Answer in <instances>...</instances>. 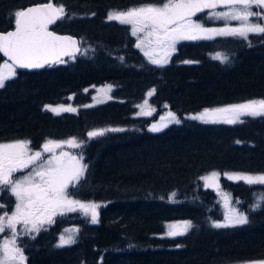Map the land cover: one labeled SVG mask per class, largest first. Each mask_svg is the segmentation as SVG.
<instances>
[{
    "label": "trees",
    "instance_id": "trees-1",
    "mask_svg": "<svg viewBox=\"0 0 264 264\" xmlns=\"http://www.w3.org/2000/svg\"><path fill=\"white\" fill-rule=\"evenodd\" d=\"M47 1L65 7V16L52 30L80 39L81 53L39 72H17L5 82L0 88V142L26 139L31 149L41 150L48 139L85 140L89 131L108 127L125 131L88 141L83 153L87 172L77 187H69L73 199L101 205L98 222L83 221L76 212L70 220L33 234L35 239L26 236L19 242L25 264L264 260V203L255 210L243 209L248 224L214 228V222L223 220L221 208L201 181L213 171L264 174V118L244 117V123L235 125L186 119L204 109L264 98V34L249 36L250 45L231 37L179 44L170 61L157 67L133 47L128 26L106 17L112 10L162 0H0V32L13 28L16 11ZM89 48L94 50L90 58ZM215 53L228 62L213 59ZM102 86L112 87L108 101L85 107L93 93L86 90ZM72 100L76 112L54 115L44 110L45 105ZM145 100L155 116H138ZM169 111L181 123L150 132ZM220 185L245 206L264 194L262 186L221 176ZM173 192L176 196L170 199ZM15 202L8 190L0 191V212L12 213ZM59 219L54 217L55 222ZM185 221L192 224L186 235L165 237L166 224ZM71 225L78 227L76 242L56 247L58 234Z\"/></svg>",
    "mask_w": 264,
    "mask_h": 264
},
{
    "label": "snow or ice",
    "instance_id": "snow-or-ice-1",
    "mask_svg": "<svg viewBox=\"0 0 264 264\" xmlns=\"http://www.w3.org/2000/svg\"><path fill=\"white\" fill-rule=\"evenodd\" d=\"M218 8L226 10L216 11ZM206 9L211 10L207 13L209 19L223 20L225 25L206 27L203 23L193 20L197 13H204ZM65 14V7L53 2L14 13L15 30L0 34V53L10 61L0 65V88L5 87L7 80L15 78L17 69L51 67L65 63L64 57L74 60L77 53H81L77 40L70 36L57 35L49 30V25L55 24ZM106 19L108 22L116 21L121 25H130L131 35L136 37L135 47L143 52L149 63L163 67L169 62L171 54L176 51V45L181 41L231 37L246 41L250 45L249 34H264V0H162L159 4L149 3L133 6L127 10H112ZM233 21L238 22V26H230V22ZM213 59L221 63L228 62L227 57L220 54ZM184 63H193V61H184ZM153 93L154 90L148 95L151 96ZM147 105L148 101L145 100L143 105L138 106L141 108L140 115H152L154 109L144 110ZM44 110L55 115L77 111L71 105L63 104L56 107L45 105ZM244 117L264 118V98L204 109L186 119L199 121L202 124L235 125L244 123ZM180 123V118L169 111L166 117L161 116L160 121L153 123L148 130L160 132L171 124ZM120 131L125 129H95L89 131L87 137L92 140L104 136L107 132ZM30 143L31 141L26 139L0 142V191H10L16 200L14 211L10 215L8 212L0 215V233H4L5 229L10 231L9 238L0 245V264H24L26 260L23 248L17 244L16 239L20 234L17 230L19 224L24 226L23 235L31 233L38 235L42 229L47 230L44 225L55 223V216L77 211H81L86 217L90 216L92 224L98 222L97 209L101 205L73 199L72 193L69 192V187H77L87 172L88 165L84 163L83 155H72L66 151L56 154V149H63L65 145L80 148L84 142L75 138L65 141L48 139L42 145V151L31 149ZM45 153L50 155L45 157ZM27 169L30 170L25 172ZM18 172L24 174L14 176V173ZM220 175L213 171L201 179L205 187L218 188L217 181ZM223 175L225 179L234 182L264 185V174L224 173ZM223 195L228 211L224 214L223 221L214 222L212 227L231 228L248 224V216L235 207H228L230 204L228 196ZM175 196L176 193L173 192L170 199ZM260 206L259 202L254 203L253 210ZM3 207L4 205L0 204V208ZM191 228V222L187 221L169 224L166 235L184 236ZM30 238L36 237L30 235ZM72 243H75L73 236L61 235L56 247H65ZM258 264H264V260L259 261Z\"/></svg>",
    "mask_w": 264,
    "mask_h": 264
},
{
    "label": "rangeland",
    "instance_id": "rangeland-1",
    "mask_svg": "<svg viewBox=\"0 0 264 264\" xmlns=\"http://www.w3.org/2000/svg\"><path fill=\"white\" fill-rule=\"evenodd\" d=\"M48 2V1H47ZM223 11H225V10H223ZM257 11H260L259 9H257ZM197 21H199V22H201V23H203L204 24V26H206V27H223L224 25H225V21H223V20H214V19H209L208 18V15L206 14V15H204V16H202L201 17V19L200 20H197ZM15 22V21H14ZM116 22V21H115ZM124 26H128L129 27V31H130V33H131V26L130 25H124ZM230 26H238V22H236V21H233V22H230ZM141 35H143V34H141ZM251 35H255V34H249V36H251ZM134 37V36H133ZM135 38V43H136V37H134ZM185 42H187V41H181L179 44H181V43H185ZM191 42H194V41H191ZM140 52H142L141 50H139ZM143 53V52H142ZM217 54H219V53H215V54H213L212 55V57H214V56H216ZM173 55V53L171 54V56ZM221 55V54H220ZM93 56V49H91V48H89V55H88V57L90 58V57H92ZM221 56H224V55H221ZM225 57V56H224ZM170 59V58H169ZM228 59V58H227ZM219 61V60H218ZM3 63H5V61L4 62H2L0 65H2ZM62 64V63H61ZM158 67V66H157ZM112 90V87L111 88H109V89H105L104 88V86H102V87H96V88H88V90H86V91H93V93L91 94V102H89V104H87V105H85V107H92V106H95V105H97L98 103H103V102H107L108 101V99L110 98V97H108L109 96V92ZM85 91V92H86ZM71 102H73V100L72 101H70V103H64L63 105H71L72 107H74V108H76L74 105H72L71 104ZM145 102V101H144ZM144 102L141 104V105H143L144 104ZM61 105V104H60ZM56 106H58V105H56ZM56 106H53V107H56ZM149 108H150V106H149V104L145 107V111H148L149 110ZM77 109V108H76ZM139 110H138V116H145V115H140V112H141V108L139 107L138 108ZM48 112H50V111H48ZM50 113H52V112H50ZM64 113H72V112H63L62 114H64ZM52 114H54V113H52ZM157 114V112L154 110L153 111V113H152V115L153 116H155ZM55 115V114H54ZM61 115V114H60ZM151 115V116H152ZM164 117H166L165 115H164ZM160 121V119L158 120V122ZM108 128H117V127H108ZM101 129H105V128H101ZM111 133H115V132H107L106 134H111ZM105 134V135H106ZM102 137V136H101ZM97 138H99V137H97ZM70 139H72V138H70ZM76 139V138H75ZM94 139H96V138H94ZM65 140H68V139H65ZM65 140H60V141H65ZM77 141H82V142H84L83 143V146L82 147H80V148H74V147H69V146H67V145H65L64 147H63V149H56V154L57 155H59V153L61 152V151H66V152H69L70 154H72V155H77V156H79V155H84L83 153H84V150H86L85 149V144L88 142V141H90L89 139H88V137L86 136L85 137V140H78V139H76ZM41 151H42V148H41ZM48 155H50V154H48V153H45L44 154V156L45 157H47ZM30 169H27V170H25V172H27V171H29ZM24 173H20V172H18V173H14V176H21V175H23ZM209 174H211V173H209ZM209 174H207V175H209ZM206 176V175H205ZM221 177H223L224 178V175H220ZM228 180V179H227ZM201 181H202V187H203V189L204 190H208V191H212V192H214L215 193V198H217L216 199V203H218L219 205H220V210H221V213H222V216L224 217V214L228 211V208H226L225 207V203H224V195L223 194H226V193H223V191H222V188H221V185H220V177H219V179H218V181H217V183L219 184V187L217 188V187H205V185H204V181L201 179ZM229 181H232V180H229ZM241 183H243V184H245V185H247V186H262V187H264V185H261V184H247V183H244L243 181H240ZM10 192V191H9ZM11 193V192H10ZM227 196H228V199H229V201H230V204H229V206L228 207H235V208H237L239 211H241V212H244V208L245 207H250V206H253L254 205V203H256V202H259L260 204H262V203H264V194H259V195H257V196H255V198L252 200V202H251V205H247V206H245L244 205V203L242 202V201H240V200H238V199H235V198H233L232 196H231V194L230 193H227ZM237 201H238V203H237ZM10 208H12L11 210L12 211H14V207L13 206H10ZM98 210V209H97ZM77 212H79L80 213V216L83 218V221H87V222H91V219H88L86 216H84L83 214H82V212L81 211H77ZM76 212H68V213H65L64 215H58V218H60L59 220H57L55 223H54V226L55 225H57V224H59L60 222H63L64 220H70L71 218V216L72 215H74ZM245 213V212H244ZM4 214V212H0V215H3ZM9 215L11 214V213H8ZM246 214V213H245ZM223 220L221 219V220H219V222H222ZM174 222H172V223H168V224H166L165 225V229H166V231H165V237H167V238H170V239H175V238H177V237H179V236H177V237H168L167 235H166V233H167V231H168V229H167V225H169V224H173ZM175 223H182V222H175ZM69 225V224H68ZM49 227L50 226H48L47 224L46 225H44V228H46V229H49ZM23 229H24V226H23V224H19V225H17V230H18V233H20L18 236H17V244L18 245H20V241L23 239V238H25L26 236H28V235H23L22 233H23ZM78 230V227L76 226V225H71V226H67V227H65L64 229H62L61 230V232L58 234V237L60 238V236L61 235H64L65 237H67V236H69V235H71V236H73L74 237V239H76V237H77V231ZM41 231H43V229L41 230ZM48 231V230H47ZM33 234H35L36 235V233H31L30 235H33ZM3 235V236H2ZM29 235V236H30ZM6 236V237H5ZM9 236H10V231L9 230H7V229H5V232L4 233H0V245H2L3 244V241L5 240V239H7V238H9ZM59 238H58V242H59ZM77 240V239H76ZM76 240H75V242H76ZM58 242L56 243V244H58ZM26 263V261L24 262V264ZM245 264H258V262H249V263H245Z\"/></svg>",
    "mask_w": 264,
    "mask_h": 264
},
{
    "label": "water",
    "instance_id": "water-1",
    "mask_svg": "<svg viewBox=\"0 0 264 264\" xmlns=\"http://www.w3.org/2000/svg\"><path fill=\"white\" fill-rule=\"evenodd\" d=\"M40 5H42V4H34V5H30V6L26 7V8H24L23 10H26V9H28L29 7H36V6H40ZM218 9H223V8H218ZM209 11H211V10H207V9H206L204 13L209 12ZM201 14H202V13H197V15H196L195 17H193V19L196 18V17H198V16L201 15ZM57 22H58V21H57ZM57 22H56V23H57ZM52 25H53V24H52ZM52 25H49V30H50V31H52V30L50 29V26H52ZM14 30H15V24H14V28L11 29V30H9V31H7V32L14 31ZM7 32H0V34H6ZM55 33H56L57 35L70 36V37H72L73 39H75V40L78 41V39H77L76 37H74V36H71V35H68V34H59V33H57V32H55ZM78 46H79V42H78ZM77 54H78V53H77ZM0 57H1L2 59H4V61L10 63V61H7V58L4 57L2 53H0ZM63 59L66 60V59H68V57H64ZM53 66H54V65H53ZM46 67H47V66H45L44 68H40V69H17V71H18V72H22V73H33V72H39V71L45 69Z\"/></svg>",
    "mask_w": 264,
    "mask_h": 264
},
{
    "label": "flooded vegetation",
    "instance_id": "flooded-vegetation-1",
    "mask_svg": "<svg viewBox=\"0 0 264 264\" xmlns=\"http://www.w3.org/2000/svg\"><path fill=\"white\" fill-rule=\"evenodd\" d=\"M133 39H134V42H133V47H135V38L133 37ZM136 48V47H135ZM137 49V48H136Z\"/></svg>",
    "mask_w": 264,
    "mask_h": 264
}]
</instances>
